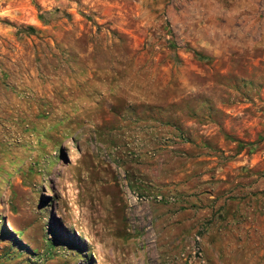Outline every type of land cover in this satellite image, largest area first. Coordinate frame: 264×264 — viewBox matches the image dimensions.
I'll return each instance as SVG.
<instances>
[{
	"label": "rangeland",
	"instance_id": "374dc122",
	"mask_svg": "<svg viewBox=\"0 0 264 264\" xmlns=\"http://www.w3.org/2000/svg\"><path fill=\"white\" fill-rule=\"evenodd\" d=\"M0 264H264V0H0Z\"/></svg>",
	"mask_w": 264,
	"mask_h": 264
},
{
	"label": "trees",
	"instance_id": "16d2710c",
	"mask_svg": "<svg viewBox=\"0 0 264 264\" xmlns=\"http://www.w3.org/2000/svg\"><path fill=\"white\" fill-rule=\"evenodd\" d=\"M29 29H30V30H32V28H31V27H29Z\"/></svg>",
	"mask_w": 264,
	"mask_h": 264
},
{
	"label": "built area",
	"instance_id": "2783aa9c",
	"mask_svg": "<svg viewBox=\"0 0 264 264\" xmlns=\"http://www.w3.org/2000/svg\"><path fill=\"white\" fill-rule=\"evenodd\" d=\"M198 238V237H197Z\"/></svg>",
	"mask_w": 264,
	"mask_h": 264
}]
</instances>
